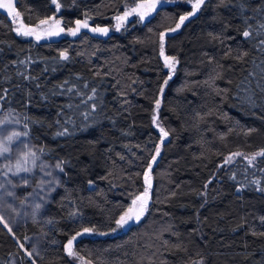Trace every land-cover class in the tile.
Wrapping results in <instances>:
<instances>
[{
  "label": "trees",
  "instance_id": "16d2710c",
  "mask_svg": "<svg viewBox=\"0 0 264 264\" xmlns=\"http://www.w3.org/2000/svg\"><path fill=\"white\" fill-rule=\"evenodd\" d=\"M131 1L57 0V10L52 0H14V6L24 25L55 16L69 29L87 16L89 28L110 30ZM261 9L264 0H205L168 32L191 11L187 0H171L106 38L81 29L39 41L17 35L12 17L0 9V120H18L48 165L64 161L47 193L44 220L18 219L11 231L0 223V264H264V159L255 167L241 157L224 165L232 153L264 149V93L257 87H264V51L257 47L264 35H256L264 24ZM249 25L253 35L246 39ZM161 32L164 54L178 61L171 79ZM93 88L94 100L82 104ZM249 95L255 107L246 102ZM92 103L96 110L85 120ZM154 115L169 133L155 161ZM64 128L67 135H56ZM150 163L145 215L112 231L143 193ZM29 190L20 187L22 194ZM83 228L95 230L77 237L75 255H68L65 245ZM35 234L42 241L30 259L20 245L30 250Z\"/></svg>",
  "mask_w": 264,
  "mask_h": 264
},
{
  "label": "snow or ice",
  "instance_id": "6c2138e0",
  "mask_svg": "<svg viewBox=\"0 0 264 264\" xmlns=\"http://www.w3.org/2000/svg\"><path fill=\"white\" fill-rule=\"evenodd\" d=\"M162 2H163V0H139V2H136V0H133L134 6L129 7L128 5H125V10L123 11L122 15H118L115 17V19L119 22L117 24V31H119L120 27L123 25V23L125 21H127L128 18L133 16L134 14L139 16V22H143L152 12L157 10L158 5H160ZM187 2L191 4L192 10L190 12H187L184 15H181L179 17V22L176 23L175 28L168 29V32H175L176 30L180 29V27L184 24V22L186 20H188L190 17L194 16L198 12V10L202 7V5H204L205 0H187ZM52 3L56 5L57 10L60 9L61 5L57 2V0H52ZM243 8H244V6H243V4H241V11H243ZM0 9H6L8 12V16L12 17L14 23L16 21V17L20 16V13L18 11H16V9H15L14 0H0ZM261 10L264 11V9H261ZM89 18L90 17L86 16V18L84 20H79V19L76 20L75 21V27L67 29V33L71 36H76L81 31V29H89L93 33H100L102 35H106L108 33V31H109L108 28H101V27L89 28V24H88ZM50 21H52L53 23L49 24ZM61 23L62 22L60 20H56L54 17H48L46 19L40 20L39 25H37L36 28L21 26V27L15 28L14 30L16 31L17 35L35 36V39L37 41H39L42 38L52 37V36H60L62 33H64L65 29L63 27H61ZM44 25H48L49 27L45 29L42 27ZM37 29H40V31H38ZM250 29H251V25H249V27L243 31L242 35L244 38L248 39V38L252 37L253 33H252V31H250ZM256 35L257 36L264 35V24H261L259 26V30L257 31ZM165 37H166V33L161 32L160 33V54H161V56L164 57L165 66L169 69L168 79H171V76L175 71L176 64L178 63V61L176 60L175 57L166 56L164 54ZM257 47H260L261 51H264V39L259 40V44L257 45ZM59 58L61 60H67L69 57H68L66 51H61L59 54ZM19 63L23 64L24 61H20ZM168 79H166L164 81V84L161 85V87H160L161 94L164 92V88L168 83ZM64 83L67 84V81H65ZM61 87H63V85H61ZM85 87H87V85H85ZM257 87L260 89L261 93H264V87H261L260 85H257ZM74 88H75V85L68 88V92H72ZM76 94L82 95L79 92H77ZM95 95H96V89L93 88L92 94L89 95L86 100L82 99L81 103L87 104V103L93 101L95 98ZM2 99H4V97L0 96V100H2ZM246 102L249 103L253 107L256 106V101L254 99H252L251 95H249L247 97ZM160 104H161V100L156 99V101H155L156 109H159ZM69 107H71V105H69ZM95 110H96V104L92 103L91 104V112H85L82 114L84 116V119L87 120L88 117L92 114V112H95ZM152 120H153L154 124H157V116L156 115L153 116ZM8 123H9V121L7 118L0 120V126L6 125ZM14 123H19V121L18 120L14 121ZM66 123H72L71 118H69L66 121ZM24 127L27 128L28 125L25 124ZM251 131H254V129H249V132H251ZM160 132H161V139L162 140L169 135V133L167 131H165L163 128H160ZM67 134H68L67 128H64L63 131L56 133V135H58V136H64ZM27 135H28L27 132L13 131L9 135L4 137L3 140H0V155H2L4 153H8L10 150L9 147L6 146L5 142H7L8 144H11V142L16 140L18 137L27 136ZM41 151H43V149H41ZM156 152H157V154H159V152H160L159 146H157ZM238 156H243L244 159L247 161L248 166L255 167L258 158L264 159V149H260L259 151L255 152L251 155H248V156H245L241 152L232 153L229 156L224 158V164H230L233 161L234 157H238ZM29 158H31V163H32L33 167H35V162L38 159V157L36 156V153L34 151L29 149L27 152L22 153L20 159H18L16 161L15 166H14L15 172L13 173V175H16V174L21 173V172H24V173L32 172V170H33L32 167L27 166L29 163ZM152 160L155 161L156 156H153ZM63 164H64V161H59L55 165V168L60 169L62 171L63 170V168H62ZM151 168H152V164L150 163L148 165V170L145 171V173H144V180H145L146 186L144 188L143 193L139 196H136L132 200L131 206L128 207L123 212V214L118 219L115 220L116 228H113L112 231H116L117 229L124 228L131 221L139 222L141 220V218L145 215L147 208H148L150 198H151V196H150V189H151L150 171H151ZM8 170L12 171V168L9 167ZM259 170L261 172H264V168L259 169ZM47 175H52V173L49 172V173H47ZM234 178L235 177L233 176V179ZM9 183H11V181H9ZM23 183L28 184L29 181L27 179H25L23 181ZM44 183H45L44 181H41L40 184L38 185V187H42ZM91 183H92V181H89V184H91ZM252 183L259 184L260 181L255 180ZM3 187H4V185L2 183H0V188H3ZM13 187H15V185ZM205 187H207V185H205ZM49 190H51V189H49ZM259 190L264 191V188H261ZM7 195L12 196L14 194L12 192H8ZM29 195H32V194L30 193ZM23 202L24 201L22 200L21 203H23ZM9 207H11V206L9 205ZM40 207H41L40 204L35 205L36 209H39ZM33 215H35V211L33 212ZM72 215H75V213H72ZM261 219L264 220V217H262ZM0 223H4L3 216H0ZM4 226L8 227V225L6 223L4 224ZM94 230H95L94 228H83L82 232H77L75 236H73L71 239H69L68 243L65 245V251L68 253V255H70V256L75 255V253L72 250V245H73V242L77 239V237H79L83 234L91 233ZM9 231H11V229H9ZM101 234L103 235L104 233H101ZM20 246L23 248L22 244ZM28 255L31 256V253H28Z\"/></svg>",
  "mask_w": 264,
  "mask_h": 264
},
{
  "label": "rangeland",
  "instance_id": "374dc122",
  "mask_svg": "<svg viewBox=\"0 0 264 264\" xmlns=\"http://www.w3.org/2000/svg\"><path fill=\"white\" fill-rule=\"evenodd\" d=\"M170 1L171 0H163V2L161 4L167 3ZM136 2H139V1H136ZM188 4L190 5V8H191V4L190 3H188ZM126 5H128L129 7H132V6H134V3H133V1H131V2L127 3ZM191 10H192V8H191ZM122 13H123V11L118 15H122ZM118 15H116V16H118ZM51 17H54L56 20H59L55 16H51ZM132 17H137L139 19V16L134 14L133 16L129 17L128 20L125 21L122 26L127 25V23L129 22V20ZM52 23H53L52 21L49 22V24H52ZM118 23L119 22L114 18V24L112 26L113 28L110 27V30L114 31L115 29H117ZM37 25H39V23H37L35 25H31V26L21 24L18 17H16V21L14 23L15 28L21 27V26L36 28ZM42 27L46 29L49 26L44 25ZM61 27H63V26L61 25ZM37 30L40 31V29H37ZM61 35L71 36L67 33V29H65V32L62 33ZM26 37H31V38L35 39V36H26ZM57 37L58 36H52V37H46V38H42V39H52V38H57ZM153 125H154V128L156 129V131L159 133L160 142H159L158 146L160 147L161 142L163 140H165L167 137H165L163 140L161 139L160 128H163V127L160 125V123L158 121H157V124L153 123ZM13 131L23 132L18 123L9 122L6 125L0 126V140H3L4 137L9 135ZM5 144H6V146L9 147L10 150L8 153H4V154L0 155V164L4 160H6V163H5L3 170L0 171V183H2L4 185L3 188H0V216H3V218H4L3 224L6 223L8 225L7 228L11 229V226L13 225V223H15L18 219L22 220L24 218H31V219H42V220H44V218H45V200L47 199V193L49 192V189H51L53 187V185L57 184V182H58V177H57L55 165H52V164L48 165V163H46L44 160H42L41 158H38L35 162V167H33L32 163H31V158H29V163L27 166L32 167V169H33L32 172H30V173L21 172V173H18L16 175H13V173L15 172L14 166H15L16 161L18 159H20L22 153L27 152L29 149L32 150V146H31V144L28 141L26 136L18 137L16 140L12 141L11 144H8L7 142H5ZM155 156H157L156 151H155ZM239 157L244 159L243 156H238V157H234L233 161H235ZM224 165H228V164H224ZM9 167L12 168V171L8 170ZM49 172L52 173V175H47V173H49ZM25 179H27L29 181L28 184L23 183V181ZM9 181H11V183H9ZM41 181H44L45 183L43 184L42 187H38V185L40 184ZM14 185H15V187H13ZM26 185L30 186V190L27 194H22L20 191V187L26 186ZM8 192H12L14 195L9 196V195H7ZM30 193L32 195H29ZM18 196H19V198H18ZM22 200L24 201L23 203H21ZM36 204H40L41 207L39 209H36L35 208ZM131 204H132V201H131ZM131 204H130V206H131ZM9 205L11 207H9ZM34 211H35V215H33ZM133 222H130V223L133 224ZM29 241H30L29 242L30 243V250H27L24 246H23V250L25 251L27 256L30 259H32V255L29 256L28 253L37 252V250L40 247L41 241H42V236L40 234L32 235L29 238ZM78 260L80 262H83L81 259H78Z\"/></svg>",
  "mask_w": 264,
  "mask_h": 264
},
{
  "label": "water",
  "instance_id": "95a60500",
  "mask_svg": "<svg viewBox=\"0 0 264 264\" xmlns=\"http://www.w3.org/2000/svg\"><path fill=\"white\" fill-rule=\"evenodd\" d=\"M101 28H108L106 25H103V26H101ZM109 29V28H108ZM98 36H101V37H103V38H106V37H108L109 35H110V30L108 31V33L106 34V35H102V34H100V33H96Z\"/></svg>",
  "mask_w": 264,
  "mask_h": 264
}]
</instances>
